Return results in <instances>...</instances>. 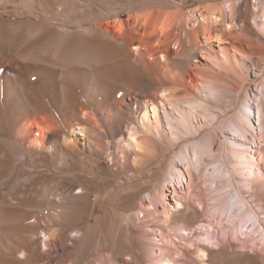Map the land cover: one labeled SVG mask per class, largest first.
Here are the masks:
<instances>
[{"label": "bare ground", "instance_id": "bare-ground-1", "mask_svg": "<svg viewBox=\"0 0 264 264\" xmlns=\"http://www.w3.org/2000/svg\"><path fill=\"white\" fill-rule=\"evenodd\" d=\"M190 7L189 0H0V264H116L105 251L93 263L69 258L74 247L83 254L100 199L91 202L92 192L67 176L132 184L154 167L161 179L145 191L148 204L140 202L143 223L158 212L156 224L181 222L185 210L195 224L201 214L216 223L194 226L205 243L161 235L149 264H180L170 245L182 247L181 256L192 250L194 264H264V59H253L254 42L264 41V0ZM199 55L241 85L253 63V77H261L257 127L235 110L241 88L220 85L193 63ZM89 202L78 227L73 221L85 216L70 211ZM213 222L214 243L204 236ZM187 229L177 230L187 236Z\"/></svg>", "mask_w": 264, "mask_h": 264}, {"label": "rangeland", "instance_id": "rangeland-1", "mask_svg": "<svg viewBox=\"0 0 264 264\" xmlns=\"http://www.w3.org/2000/svg\"><path fill=\"white\" fill-rule=\"evenodd\" d=\"M204 1L208 2L210 0H203V1H201V0H189V2L192 3V7L185 9V11L188 12L190 10L195 9L199 3H202ZM261 43H262V45H261ZM261 43H260V45H256L257 43L255 41L254 45H253V48L255 46L254 50L256 52L254 50L253 51L255 53H257V55L254 53L255 56H253L254 57L253 59L256 62H257L258 58L264 59L263 58L264 57V49H263L264 48L263 47L264 41H262ZM217 45H219L218 42H216V41L211 42V46L213 47V49H215V51L217 50ZM193 63L199 64L200 68L203 66L202 67L203 70L207 71L208 73L210 72L209 75H211L212 77H214L216 79L218 78L217 81L220 82L219 83L220 85H222V84L227 85L228 84L230 86L232 85L231 87H233V89L241 88L242 93H241V96L237 102L235 110L241 109L244 113L249 114L251 120L253 121V123L257 127L258 116L260 113L259 112L260 107L258 106V103H259L258 99H259L260 95H259V90L257 89V85H258V82H259L261 77H259V78L253 77V74H254L253 72H255V66H253V63L251 61H249L247 63L248 69H247V71L245 69V71H246L245 77L247 79V83H245V85H241L242 84L241 81L239 79H237L236 77H234L232 74L230 75V73H228L227 71H224L222 69H218V68H216L210 64H208L210 67L204 66L205 58L203 56L199 55L197 60L194 61ZM256 65H257V63H256ZM258 73L259 72H257V75L261 76V74L260 73L258 74ZM263 74H264V72H263ZM221 100L224 101V99H222V97H221ZM214 111H216V110H214ZM230 111L232 112L233 110L230 109ZM253 116L255 117V119H253ZM221 119L225 120L226 118L220 117L217 120L215 126H217V124H219L220 122L224 121ZM224 131L229 132L227 128H224ZM217 133H218V137H219L217 139V142L220 140H224V136L221 135L219 132H217ZM202 136L203 135H201V137ZM226 137L228 138V135ZM217 147H218V145H215V149H217ZM159 154H161V153H159ZM191 154H192V152H191ZM170 156H172V154L168 155V157H170ZM157 158H158V156H157ZM156 159H154V161ZM173 159L178 164L179 168L183 169V166L178 161V159L174 158V157H173ZM154 161H152V162H154ZM109 165L111 166L110 163H109ZM204 166H205V164H202L201 168H205ZM207 168L210 170L212 168V166L208 165L206 167V169ZM208 169H207V171H209ZM161 171L162 170L160 168L154 167L152 169V172L144 174L142 176V178L136 179L135 181L132 182V184H127L126 182H123L124 181L123 177H120V179H119L118 176L114 177V176L106 175V174L104 176H102V178H100L96 181H91L90 179L89 180L82 179L81 181L80 180L78 181L76 179H72V178H69V176H67L68 181H74L78 184H83L86 188H88L92 192V196L90 197L91 202H96V200L98 198L100 199L99 203H96L97 206H96V209L94 211L93 218L91 220V223L93 225L95 224L97 227L89 233V238H88L89 241L86 244V248H85L83 254L81 253V255L80 254L77 255L76 248L74 247L75 249L73 248V250L70 251L69 258L73 260L77 256L78 259L86 260V263H93V262H97V260H99L97 253L98 252L104 253V251H105V253H107V252L111 253L112 257L114 259H117L116 264H149V257L151 256L150 252L154 251L157 254L159 252L157 247L161 245V244H159L161 235H167V236L169 235L170 236L169 238L173 237L176 240V242H178V241L184 242L185 240L189 241V239H188V237H189L191 239L190 240L191 242H195V243H202L203 242V243H205L204 242L205 238H201L199 236H201V234L203 232L202 230L205 227L204 225L209 224L206 222L207 221L210 222V221H214V220H210L209 218L206 219L204 214L203 215L201 214V216H199L200 218L197 220L196 224H195V222L190 221V219L188 220V218H190V210L184 211L185 216L182 220L180 219L181 222H177L174 219H172V220L170 219L169 220L170 222H167V224L161 223V222L156 224V222L160 221V219H159L160 212H158L159 214L156 213V214H154L153 217H151V218L155 219V221L153 219L154 223L150 222L151 221L150 219H148L149 220L148 223H143L141 221L144 218L142 217L143 214L140 213V210L142 208V207H140L141 206L140 202L142 201L145 204H148L149 200L146 197L145 191L146 190L150 191V190L154 189L153 187H156L157 182L160 181V179H161V177H160ZM44 180L41 181V184H42V182L49 183L51 181L49 179H44ZM197 181H196V184H199V183L201 184L202 180L198 179ZM50 183H52V184H50L51 186L54 185L53 180ZM124 183H126V184H124ZM182 183L184 184V188L186 190L185 180H182ZM163 184L165 185L163 188V191L167 197V201H169V203H171V205H172V200H171L172 187L169 184V182H164ZM175 186L178 188V186L176 184H175ZM182 189H183V187H182ZM76 191L77 190H75V192ZM186 196L192 197V194L191 193L189 194V192L186 191ZM90 207H91V203L89 202V204L85 205V207H83L84 209L82 208V210L80 212H78L77 210L70 211V212L77 213L76 216H78L80 214L85 216L86 213H84V212L88 211L87 212V216H88L90 209H87V208H90ZM155 208L158 211L161 210L160 205L154 206V208L151 206L148 207V209H150L151 211L155 210ZM73 215H75V214H73ZM128 215L131 218H129ZM83 216H81V217L84 218ZM87 216H85V218L80 222H78L76 220L73 222L74 223L76 222L75 225H78V227H81V225H83V222L87 219ZM104 216H106V217L104 218ZM185 217H187V218H185ZM157 220H159V221H157ZM144 221H146V220L144 219ZM185 221H187V222H185ZM214 222L212 223V228H214V231L210 230L209 232L205 233V235H204L208 239L212 238L211 242H213V243H214V236H215V233L217 230V225L214 224ZM152 223L155 225H153ZM181 223H183V224H181ZM198 223H199V225L200 224L203 225V228H201L202 230L199 229L200 231L197 230L198 228L196 227V225ZM204 223H206V224H204ZM95 225H94V227H95ZM182 226H185L186 228H188L187 230L189 231V234L187 236L186 235L182 236L181 233H179L180 231L177 230L178 228H180ZM194 226L197 229H193V228H195ZM192 229H193V232H192ZM203 234H204V232H203ZM207 235H209V236H207ZM37 242H38L37 246L39 248H41L40 240L38 239ZM101 242L105 245V247L103 248V251H99V250H101L100 248H102ZM100 245H101V247H100ZM170 246H171V247H169L170 255L172 254L171 256L176 258L180 264H194V255L191 254L192 250H190L189 252H184V255L181 256V255H179L178 252L183 250L182 247H177V249H176L175 246H173V245H170ZM150 247H151V249H150ZM211 247L216 248V247H218V245L212 244ZM174 249H176V250H174ZM125 254L127 256H130L132 261L129 262L127 260V257ZM134 259H137V260H135L136 262L134 261ZM247 264H251V263H247Z\"/></svg>", "mask_w": 264, "mask_h": 264}]
</instances>
